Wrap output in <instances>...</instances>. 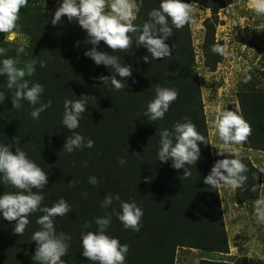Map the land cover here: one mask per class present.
<instances>
[{
    "label": "trees",
    "instance_id": "16d2710c",
    "mask_svg": "<svg viewBox=\"0 0 264 264\" xmlns=\"http://www.w3.org/2000/svg\"><path fill=\"white\" fill-rule=\"evenodd\" d=\"M209 8L213 13L219 9L216 4ZM51 19L50 15L40 19L42 28L38 27L35 33H40L42 38L32 43L30 49L36 52L38 48L37 60L49 63L45 69L37 64V71L28 79L44 86L41 100H51L52 106L42 112L39 119H32V106L27 101H22L20 109L12 107V90L3 87L6 77H0V91L7 95L4 103L0 104V143L9 144L12 152H15L16 147H21L47 172L48 183L45 188L33 189L45 195L41 206L50 207L61 197L72 206V211L67 216H58L55 220L57 231H64L72 236L68 253L63 257L66 264H94L81 254L82 225L86 221L90 222V228L84 230L94 231L95 217L104 215L105 211L111 212L113 208L119 211L120 201H114L108 209L101 208L103 197L110 193H119L124 201H136L144 211L139 232L124 229L116 216L112 217L109 234L129 245L126 264H173L174 252L178 246L207 253H227L228 240L222 221L218 189L204 183L212 165L224 156L212 155L209 144L201 145L200 158L195 165L188 166L192 175L187 179L183 177V169H174L170 160L161 163L155 158L160 130L171 128L175 122L183 121L185 117L207 139L202 104L194 91L198 89L196 80L188 71L178 70V60L169 65V72H158L156 68L160 62L149 56L133 68L130 77L124 79V89L116 90L110 83L103 84L100 81L101 84L98 85L91 75L100 70L84 55L92 47L88 43L90 38H87L86 32L75 20H61L57 25H52ZM24 27L23 22L19 26L23 29L17 30L26 33L27 29ZM138 34L129 33L134 41L128 50L129 64L134 59L144 57L147 52L144 47L135 44ZM9 44L11 43H4L5 47ZM66 50L73 55H66ZM21 57L25 58L22 54ZM26 58L31 59L29 56ZM147 64L151 66L149 70L146 69ZM102 71L113 70L105 67ZM157 84L175 88L179 95L163 120L151 121L144 115V109L154 98ZM82 95L94 97L95 100H88L80 127L75 131L85 138L93 139L94 146L78 149L71 154L67 153L63 159H58L65 138L71 135L62 124L63 101L65 98L75 99ZM56 108L62 110L56 111ZM243 111H246L244 116L252 127L264 126V100L262 104L252 103ZM258 130L263 133L264 127H258ZM247 141L248 143L243 144L244 148L264 152V139L262 141L258 134H251ZM46 157L48 160L42 159ZM121 157L127 161L124 165L119 163ZM243 162L247 164L249 171L246 173L248 180L244 187L237 189L236 200L239 203L252 201L258 193V186L254 190V167L249 161ZM93 175L99 180L95 186L88 182V177ZM146 175H152L148 180L162 177V180L157 181V186L164 188V191L153 190L151 183H147L146 189L141 190L139 176L145 178ZM71 181L73 183L68 184ZM258 182L257 179L256 184ZM13 191L17 189L0 183V194ZM40 215L42 213L39 211L30 214V223L22 235L14 233L15 221L0 217V264H38L33 258L36 243L31 241V236L40 227L36 223ZM200 264L226 263L202 260Z\"/></svg>",
    "mask_w": 264,
    "mask_h": 264
},
{
    "label": "clouds",
    "instance_id": "9594fccd",
    "mask_svg": "<svg viewBox=\"0 0 264 264\" xmlns=\"http://www.w3.org/2000/svg\"><path fill=\"white\" fill-rule=\"evenodd\" d=\"M28 0H0V33L14 32L19 28L20 9L24 8ZM250 8L258 16H264V0H250ZM106 9H109L106 11ZM139 7L136 0H60L52 14L51 24L57 25L61 17L68 21L75 20L79 27L90 38L92 45L84 55L96 65H104L114 70V75L101 76L99 79L111 84L116 90L124 89V78L132 75L131 64L123 65L122 59L111 53L115 50H129L133 38L129 33H139L135 39L138 47H144L153 59L170 56L173 45L166 43L172 36L173 27L182 28L193 21V7L185 0H160L159 6L148 12V19L142 24H136V13ZM112 50L108 53L98 48L100 42ZM211 50L222 56H227L225 46L215 43ZM15 57L7 56V49L0 47V76L6 77L3 85L12 90L11 104L16 109L22 108V101H27L31 107L32 119H39L40 114L52 106V101L42 102L44 86L41 83L29 80L36 72V66H46L44 60H22L21 54L28 56L23 45L17 47ZM145 58V57H144ZM251 79V77H247ZM260 87V85H257ZM179 95L175 88L155 86V96L148 102L144 115L151 121L163 120L170 105ZM7 95L0 91V104H3ZM76 97V96H74ZM94 97L80 96L79 98H65L63 101L62 124L71 135L65 138L62 149L66 153H73L78 149L92 148L94 140L85 138L75 131L80 127V121L85 113L89 99ZM218 115L214 121L215 135L218 148L217 156H224L216 160L204 183L215 189L225 186L232 190L244 187L249 171L248 166L239 158V149L251 135L252 127L239 110H228L226 107L216 109ZM206 137L201 134L197 126L187 117L183 121L175 122L171 128H162L159 132V148L155 158L161 163L171 161L174 169H183V177L187 179L192 175L191 168L200 158L201 145H207ZM227 153V155H226ZM126 159L121 157L119 163L124 165ZM148 180L149 178H145ZM88 182L95 186L99 183L93 175ZM0 183L9 184L17 191L0 194V217L7 221H15L14 233L22 235L29 225V216L39 211L42 213L36 223L40 226L31 236L35 241L36 250L33 258L38 264H66L63 259L68 253L72 236L64 231H57L55 220L67 216L72 206L63 197L55 201L50 207L41 206L45 195L41 191L48 183L47 172L44 171L28 153L21 147L15 152L10 151V145L0 143ZM69 182L68 184H72ZM255 190V189H254ZM87 196V193L83 194ZM114 201H120L119 211L112 209L105 211L104 215L94 218L96 228L94 231H85L90 228V222L82 225L81 246L82 256L94 264H126L129 251L127 243H121L118 237L111 236L108 229L112 223L113 215L121 222L124 229L139 232L141 218L144 215L142 206L136 201L121 200L119 193L105 195L100 203L101 208L108 209ZM257 226H264V197L254 201L252 213ZM223 254V253H219Z\"/></svg>",
    "mask_w": 264,
    "mask_h": 264
},
{
    "label": "rangeland",
    "instance_id": "374dc122",
    "mask_svg": "<svg viewBox=\"0 0 264 264\" xmlns=\"http://www.w3.org/2000/svg\"><path fill=\"white\" fill-rule=\"evenodd\" d=\"M107 2L110 4L112 0H107ZM159 2L160 0H136L139 10L134 23L142 24L147 20L148 12L158 7ZM185 2L192 4L193 21L179 29L173 27L172 36L166 41L170 47L173 45V51L170 56L155 59L160 62L156 70L161 73L169 72V65L178 60V70L188 71L196 80L198 89L194 91L198 95H195L202 104L208 144L211 154L215 155V147L218 148L214 129V121L218 115L216 109L226 107L228 110H239L244 116L246 111L244 112L243 109L247 110L252 103L262 104L264 100V16L255 14L249 6L250 0H185ZM59 3L60 0H28L27 5L20 9L21 15L18 20L19 26L24 22L26 33L18 30L0 33V47L7 49L6 55L15 57L17 47L23 45L28 56L31 58L36 56L37 59L38 48V53L30 49L32 43L42 38L40 33L38 35L35 33L38 27L42 28V23L39 24L40 19L46 15L52 16L55 9L59 7ZM214 4L219 7L216 13L209 8ZM61 20L67 21L68 19L61 17ZM4 43L11 44L5 47ZM215 43L225 46L229 55L222 56L213 52L211 47ZM98 48L108 53L112 52L102 41ZM66 52V55H73L69 53V50ZM128 52V50H115L111 54L122 59L123 65H128ZM149 56L150 54L145 52V58L134 59L130 63L132 69ZM25 58L21 57L22 60ZM90 62L100 70L91 75L98 85L101 84L99 81L102 82L99 77L115 74L112 68L113 71H102L105 68L103 65L98 66L91 59ZM48 63L49 61L46 62L44 69L47 68ZM148 64L146 69L149 70L151 66ZM249 76L251 79H247ZM61 110L56 108V111ZM140 112H138L139 115H141ZM258 127L264 126L252 127L251 134H258L263 141L264 132L261 133ZM62 147L59 156H56L58 159H63L67 154ZM239 158L242 161H249L254 167L255 173L252 177L255 183L254 189L258 186V193L252 201L239 203L236 200L237 189L232 190L228 186L218 189L222 221L228 240V252L207 253L195 248L178 246L174 252L173 264H200L202 260L226 264H264V226H257L254 223L255 217L252 215L254 201L264 197V152L242 147L239 149ZM42 159L48 160V157ZM151 177L145 176V178ZM145 178L139 176L140 189H146V184L151 183L153 190L164 191V188L157 186V181L162 180V177H154L151 180ZM257 179L258 184H256Z\"/></svg>",
    "mask_w": 264,
    "mask_h": 264
}]
</instances>
